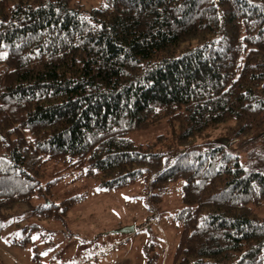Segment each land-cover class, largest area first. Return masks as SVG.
Masks as SVG:
<instances>
[{
	"label": "trees",
	"instance_id": "trees-1",
	"mask_svg": "<svg viewBox=\"0 0 264 264\" xmlns=\"http://www.w3.org/2000/svg\"><path fill=\"white\" fill-rule=\"evenodd\" d=\"M105 1L0 0V233L61 177L41 182L51 161L106 189L181 179L172 264H264V148L230 151L264 140V0ZM163 117L176 149L131 139Z\"/></svg>",
	"mask_w": 264,
	"mask_h": 264
},
{
	"label": "rangeland",
	"instance_id": "rangeland-1",
	"mask_svg": "<svg viewBox=\"0 0 264 264\" xmlns=\"http://www.w3.org/2000/svg\"><path fill=\"white\" fill-rule=\"evenodd\" d=\"M105 2L73 0L72 3L90 10ZM221 127L209 129L195 141L217 137ZM173 129L163 117L145 129L131 132L130 137L137 143H146L165 135L157 149L167 150L173 141ZM263 144V139H257L230 151L241 164L247 165L249 151L259 146L263 149ZM169 147L176 149L173 144ZM58 169L61 166L50 161L40 177L44 184L61 176L46 196H36L11 210V223L0 233L3 264H146L145 254L151 257L155 253L159 256L152 264H172L179 232L174 215L183 207V180L170 182L164 192L144 177L126 187L106 189L98 184V177L74 179V174ZM256 169L264 172V160ZM65 191L67 196L75 194L82 198L61 212V217L43 214L40 210L43 205L49 200L58 203L64 199ZM251 208L256 216L264 218V204H251ZM125 227H133L134 232L117 231ZM14 241L22 243L17 245Z\"/></svg>",
	"mask_w": 264,
	"mask_h": 264
},
{
	"label": "water",
	"instance_id": "water-1",
	"mask_svg": "<svg viewBox=\"0 0 264 264\" xmlns=\"http://www.w3.org/2000/svg\"><path fill=\"white\" fill-rule=\"evenodd\" d=\"M118 232H124V233H129V232H134V228L133 227H131V228H127V227H125V228H121V229H119V230H117Z\"/></svg>",
	"mask_w": 264,
	"mask_h": 264
}]
</instances>
